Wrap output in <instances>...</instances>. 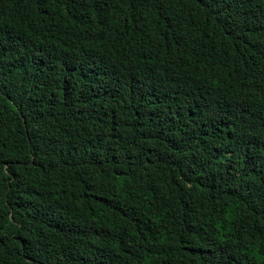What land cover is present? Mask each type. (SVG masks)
Returning <instances> with one entry per match:
<instances>
[{
  "label": "trees",
  "instance_id": "trees-1",
  "mask_svg": "<svg viewBox=\"0 0 264 264\" xmlns=\"http://www.w3.org/2000/svg\"><path fill=\"white\" fill-rule=\"evenodd\" d=\"M0 264H264V0H0Z\"/></svg>",
  "mask_w": 264,
  "mask_h": 264
}]
</instances>
